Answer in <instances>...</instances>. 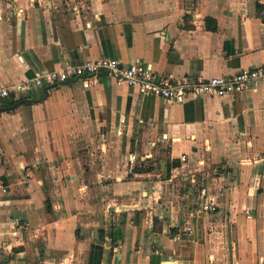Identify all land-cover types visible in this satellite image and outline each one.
Listing matches in <instances>:
<instances>
[{"label":"crops","instance_id":"1","mask_svg":"<svg viewBox=\"0 0 264 264\" xmlns=\"http://www.w3.org/2000/svg\"><path fill=\"white\" fill-rule=\"evenodd\" d=\"M263 1L0 0V84L101 57L176 78L231 74L264 63ZM11 100L0 108L6 264H264V77L175 102L103 72ZM157 145L179 164L129 176V153ZM202 189L216 205L191 215ZM104 213L110 247L93 235Z\"/></svg>","mask_w":264,"mask_h":264},{"label":"built area","instance_id":"2","mask_svg":"<svg viewBox=\"0 0 264 264\" xmlns=\"http://www.w3.org/2000/svg\"><path fill=\"white\" fill-rule=\"evenodd\" d=\"M261 3L259 14L264 19V1ZM103 72L113 76L118 82H125L139 93L182 102L187 96L212 97L248 89L252 83L264 77V63L242 67L231 74L209 77L183 75L176 78L172 74L156 73L150 66L139 61L121 64L115 57L85 59L76 64L67 63L59 68L37 72L10 85L0 84V108L8 100L18 99L34 89L57 85L66 80H80L87 87L96 83ZM129 155L130 162L137 159L133 152ZM214 205V197L208 196L202 189L199 200L191 207L190 214L198 215L203 211H210ZM241 208L244 212H249L244 204Z\"/></svg>","mask_w":264,"mask_h":264},{"label":"rangeland","instance_id":"3","mask_svg":"<svg viewBox=\"0 0 264 264\" xmlns=\"http://www.w3.org/2000/svg\"><path fill=\"white\" fill-rule=\"evenodd\" d=\"M261 5H260V7H261ZM103 140H104L103 138L95 137V144L96 145L94 147L96 148V151L97 150L98 151L101 150V146L102 145H100V144L102 142H104ZM88 148L91 149V151H92L93 147L90 146V144H89L88 147H85L83 149L87 151ZM155 148H157V150L155 152L156 154H153V156L149 157L148 158L149 160H147V161H144V158L141 159L139 156L137 157V159L134 162H130L128 160L130 167H132L133 165L136 166V167L145 166V165H151L152 167H154L153 162H156L157 163V167H159V166L162 167L163 170H161V171H162V174H164L165 171H166V160H167V156L165 154V148H164V146L159 147L158 145L155 146ZM102 150H103V148H102ZM158 153H160V155ZM97 155L98 154H96V157L99 160V156H97ZM109 221H108V214L104 213V214L101 215V217H100V219L98 221L99 223L96 224L98 226V228L101 229V232L103 234V237H101L100 233H98V236L103 238V239H107V240H111L109 237L105 236L106 232L109 231V224H108ZM105 247H110V246L109 245H105ZM105 260L107 261V259H105ZM0 264H6L3 254H0Z\"/></svg>","mask_w":264,"mask_h":264},{"label":"trees","instance_id":"4","mask_svg":"<svg viewBox=\"0 0 264 264\" xmlns=\"http://www.w3.org/2000/svg\"><path fill=\"white\" fill-rule=\"evenodd\" d=\"M257 7L259 8L260 7V4L257 3ZM205 26L209 29H215V19L213 17H210V16H206L205 17ZM16 100H11L12 103H14ZM149 160L148 158H145L144 161H147ZM179 164V160H175V159H172V161H167L166 162V167H167V170H169L170 168V165H178ZM153 167L151 165H145V166H139V167H136V166H132L128 175L130 176L132 174V172H138V171H146V170H150L152 169ZM99 233L101 235V237H103V234L101 232V229H99ZM110 236H112L110 234ZM112 238V237H111ZM44 264V263H43Z\"/></svg>","mask_w":264,"mask_h":264},{"label":"water","instance_id":"5","mask_svg":"<svg viewBox=\"0 0 264 264\" xmlns=\"http://www.w3.org/2000/svg\"><path fill=\"white\" fill-rule=\"evenodd\" d=\"M52 86H55V85H49V86H45V87H44L45 95L47 94V89H48L49 87H52ZM112 209H113L112 206H110V207H109V210H112ZM93 235H94V237H95V241L98 242V243H100V244L111 246V245L117 243L116 240H107V239H103V238L99 237V236H98V230H97V229L94 230V234H93Z\"/></svg>","mask_w":264,"mask_h":264}]
</instances>
